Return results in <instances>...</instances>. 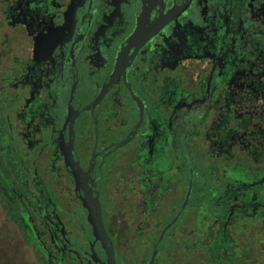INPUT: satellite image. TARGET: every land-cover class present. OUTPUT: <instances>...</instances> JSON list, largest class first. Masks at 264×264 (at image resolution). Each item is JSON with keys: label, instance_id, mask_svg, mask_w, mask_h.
I'll list each match as a JSON object with an SVG mask.
<instances>
[{"label": "flooded vegetation", "instance_id": "1", "mask_svg": "<svg viewBox=\"0 0 264 264\" xmlns=\"http://www.w3.org/2000/svg\"><path fill=\"white\" fill-rule=\"evenodd\" d=\"M109 247L264 264V0H0V264Z\"/></svg>", "mask_w": 264, "mask_h": 264}, {"label": "water", "instance_id": "2", "mask_svg": "<svg viewBox=\"0 0 264 264\" xmlns=\"http://www.w3.org/2000/svg\"><path fill=\"white\" fill-rule=\"evenodd\" d=\"M91 217H92L91 221H92V224L94 226V231H95L97 238L99 240H102L103 243L106 244L107 235H106L105 228H104V225L102 222V217H101L100 211H98L97 213H93ZM107 250H108V253L110 255V264H115L114 259H113V257H114L113 253L114 252H113L112 247L107 248ZM156 254H157V251L155 250L153 257H156Z\"/></svg>", "mask_w": 264, "mask_h": 264}]
</instances>
